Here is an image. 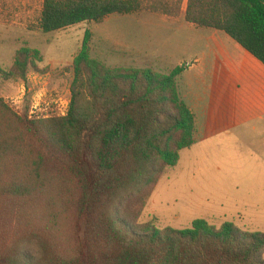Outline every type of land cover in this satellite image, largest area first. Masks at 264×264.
I'll list each match as a JSON object with an SVG mask.
<instances>
[{"label":"trees","instance_id":"16d2710c","mask_svg":"<svg viewBox=\"0 0 264 264\" xmlns=\"http://www.w3.org/2000/svg\"><path fill=\"white\" fill-rule=\"evenodd\" d=\"M143 11L184 13L188 23L224 32L264 65V0H43L39 26L52 32ZM90 38L87 30L73 59L65 116L32 119L0 98V193L21 201L41 195L52 215L47 229L4 242L0 264H264V232L203 218L190 228L147 222L129 229L113 216L122 196L138 193L134 206L144 204L164 168L178 164L195 143L196 118L180 92L184 66L169 73L111 67L92 57ZM42 61L39 50L24 45L9 70L0 65V78L27 82ZM69 206L83 232L74 251L54 241ZM24 244L37 245L40 258L26 257Z\"/></svg>","mask_w":264,"mask_h":264},{"label":"rangeland","instance_id":"374dc122","mask_svg":"<svg viewBox=\"0 0 264 264\" xmlns=\"http://www.w3.org/2000/svg\"><path fill=\"white\" fill-rule=\"evenodd\" d=\"M42 7L43 0H0V65L9 70L24 45L43 56L27 82L0 78V98L21 115L67 114L72 63L87 30L92 57L108 66L163 73L184 66L179 86L196 116V141L176 166L164 168L144 204L134 206L138 193L121 197L113 208L121 225L154 222L159 229H183L203 218L264 232V68L255 58L225 33L186 22L184 14H113L99 23L43 32ZM28 200L0 193V248L16 234L47 229L52 222L41 195ZM78 215L75 207L63 210L55 240L50 237L63 250L78 246L76 236L83 234ZM22 251L31 260L40 258L35 244H24ZM261 255L264 259V250Z\"/></svg>","mask_w":264,"mask_h":264},{"label":"crops","instance_id":"0c3cea01","mask_svg":"<svg viewBox=\"0 0 264 264\" xmlns=\"http://www.w3.org/2000/svg\"><path fill=\"white\" fill-rule=\"evenodd\" d=\"M184 9H185V7H184ZM182 14H184V13H182ZM186 21V20H185ZM187 22V21H186ZM193 25V24H192ZM211 29H213V28H211ZM215 30V29H214ZM217 30V29H216ZM218 31H220V30H218ZM222 32V31H221ZM224 33V32H223ZM228 36V35H227ZM231 38V37H230ZM243 48V47H242ZM244 49V48H243ZM245 50V49H244ZM246 51V50H245ZM247 53H249L248 51H246ZM250 54V53H249ZM246 55H248V54H246ZM251 55V54H250ZM254 57V56H253ZM255 58V57H254ZM252 62L253 63H256V65H258L259 67H262V68H264V65L259 61V60H257L256 58L255 59H253L252 58ZM181 76V75H180ZM193 112V111H192ZM195 118H196V116H195ZM196 137H197V133H196ZM196 137H195V141H196ZM193 146V145H192Z\"/></svg>","mask_w":264,"mask_h":264}]
</instances>
